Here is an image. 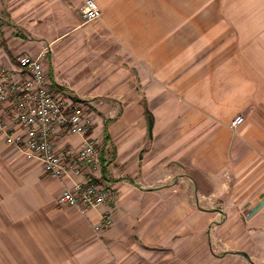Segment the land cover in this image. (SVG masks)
I'll return each instance as SVG.
<instances>
[{
	"label": "crops",
	"instance_id": "0c3cea01",
	"mask_svg": "<svg viewBox=\"0 0 264 264\" xmlns=\"http://www.w3.org/2000/svg\"><path fill=\"white\" fill-rule=\"evenodd\" d=\"M93 1L101 18L85 24L84 0H0V66L37 58L101 150L56 180L0 138V264H133L211 219L234 264H264V0ZM52 143L64 154L81 138ZM87 179L114 198L56 205Z\"/></svg>",
	"mask_w": 264,
	"mask_h": 264
},
{
	"label": "built area",
	"instance_id": "2783aa9c",
	"mask_svg": "<svg viewBox=\"0 0 264 264\" xmlns=\"http://www.w3.org/2000/svg\"><path fill=\"white\" fill-rule=\"evenodd\" d=\"M83 22L100 20L101 11L93 0H84ZM17 70L0 66V138L6 147L17 152L25 161L39 163L43 172L60 180L78 175L83 168L95 169L100 164L101 150L89 136L91 120L76 104H68L53 93L37 58L21 55L16 58ZM243 123L237 116L230 124L235 131ZM59 131L81 138L74 152L59 154L52 143ZM114 198L113 190L87 179L73 190L64 189L56 205L75 208L80 213L97 210ZM110 220L102 217L100 226L108 228Z\"/></svg>",
	"mask_w": 264,
	"mask_h": 264
},
{
	"label": "rangeland",
	"instance_id": "374dc122",
	"mask_svg": "<svg viewBox=\"0 0 264 264\" xmlns=\"http://www.w3.org/2000/svg\"><path fill=\"white\" fill-rule=\"evenodd\" d=\"M248 218H243L245 224ZM201 227L188 240L179 239V248L173 252L164 250L163 253L149 258H138L133 264H234L231 260L239 258L234 253L225 256L219 250V225L222 220H200ZM234 219L229 220V222ZM198 223V222H197ZM230 261V263H228Z\"/></svg>",
	"mask_w": 264,
	"mask_h": 264
}]
</instances>
